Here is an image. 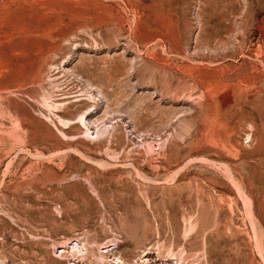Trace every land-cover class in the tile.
<instances>
[{"label": "rangeland", "instance_id": "1", "mask_svg": "<svg viewBox=\"0 0 264 264\" xmlns=\"http://www.w3.org/2000/svg\"><path fill=\"white\" fill-rule=\"evenodd\" d=\"M0 264H264V0H0Z\"/></svg>", "mask_w": 264, "mask_h": 264}, {"label": "bare ground", "instance_id": "2", "mask_svg": "<svg viewBox=\"0 0 264 264\" xmlns=\"http://www.w3.org/2000/svg\"><path fill=\"white\" fill-rule=\"evenodd\" d=\"M79 258V257H78ZM121 262V261H120ZM122 263V262H121Z\"/></svg>", "mask_w": 264, "mask_h": 264}]
</instances>
